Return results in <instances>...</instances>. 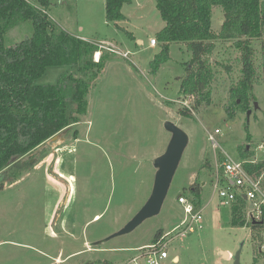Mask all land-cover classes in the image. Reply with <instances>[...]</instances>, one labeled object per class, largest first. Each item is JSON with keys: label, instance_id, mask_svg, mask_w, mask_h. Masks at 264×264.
Wrapping results in <instances>:
<instances>
[{"label": "rangeland", "instance_id": "obj_1", "mask_svg": "<svg viewBox=\"0 0 264 264\" xmlns=\"http://www.w3.org/2000/svg\"><path fill=\"white\" fill-rule=\"evenodd\" d=\"M105 6L106 0H58L48 10L56 32L95 44L110 40L130 58L101 54L111 59L90 90L87 114L35 150L34 157L40 158L36 167L0 191V264H86L98 260L127 264L138 247L150 246L159 230L168 232L181 224L184 208L178 199L194 197L188 188L196 182L203 188L196 201L204 208L202 228L175 239L164 263L234 264L230 256L221 253L234 255L245 242L242 264H264V226L253 228L247 222L245 206L237 214L233 208L223 207L214 193V167L203 168L207 158L212 166L215 163L210 134L219 144L220 159L222 150L242 159V150L250 147L248 158L264 160V152H256L264 142L260 40H253L258 73L249 122L248 110L234 104L231 91L242 77L240 53L233 41L223 40L215 42L208 57L216 74L211 86L213 104L183 116L180 110L191 109L194 102L180 92L192 54L185 43L171 44L169 60L152 73L150 63L161 46L159 41L154 47L150 42L165 24L157 1L125 4L122 14L126 20L119 24L105 18ZM212 16V30L218 34L225 19L222 7L214 8ZM33 32V22L23 23L5 34V45L11 47ZM71 72L78 75L76 67L53 65L35 84L52 85ZM227 108L236 114L230 116ZM167 122L186 131L189 141L164 207L130 234L119 235L153 191L158 171L155 160L167 151L172 137L165 129ZM217 129L220 134H215ZM234 216L244 226L235 227L231 222ZM175 256L179 260L172 261Z\"/></svg>", "mask_w": 264, "mask_h": 264}, {"label": "trees", "instance_id": "obj_2", "mask_svg": "<svg viewBox=\"0 0 264 264\" xmlns=\"http://www.w3.org/2000/svg\"><path fill=\"white\" fill-rule=\"evenodd\" d=\"M156 1L165 26L156 34L161 52L150 63L152 73L169 60L171 44L185 43L192 54L180 92L194 98V102L191 109L180 110L181 115H191L193 111L199 112L213 104L211 86L216 74L208 57L215 50V42L220 40L233 41L240 53L242 77L231 91L236 99L234 104H241L249 110L251 102L256 100L253 89L258 73L253 40L261 42L264 71V0ZM54 2L58 0H0V191L6 183L16 182L23 173L36 167L40 158L34 157L35 150L70 130L87 114L90 90L111 59L109 55H101L100 60L95 61L94 55L98 51L95 43L56 32L55 23L48 14ZM131 2L106 0L105 18L116 24L125 21L122 9ZM219 6L225 19L216 34L212 30V13ZM26 22L34 24L32 36L7 47L5 34ZM53 65L76 67L78 75L72 72L63 74L52 85L35 84ZM226 110L230 116L236 114L230 108ZM77 135L75 132L74 136ZM242 151V157L248 158V147ZM213 167L207 158L203 168L212 170ZM246 167L253 176L260 177L264 173V160ZM202 191L199 182L188 188L196 201L201 198ZM239 203L233 207L234 214L246 206L245 200ZM238 220L235 216L231 219L235 227L240 225ZM251 226L260 228L264 224ZM164 232V229L159 230L152 242ZM86 264L113 263L98 260Z\"/></svg>", "mask_w": 264, "mask_h": 264}, {"label": "built area", "instance_id": "obj_3", "mask_svg": "<svg viewBox=\"0 0 264 264\" xmlns=\"http://www.w3.org/2000/svg\"><path fill=\"white\" fill-rule=\"evenodd\" d=\"M151 45L158 44L157 39H151ZM98 51L94 57L99 61L102 53L119 55L129 59L128 52H122L118 46L110 41L105 40L96 43ZM216 130L215 134H220ZM209 140L215 148L214 174L212 180L214 193L219 196L220 204L233 208L242 200H245L247 211V222L253 224L262 222L264 215V173L260 177L253 176L247 169V164H257L259 161L255 158L234 159L222 150V159L218 157L220 149L215 140V135L210 134ZM256 152H264V142H261ZM178 202L184 208V219L181 224L168 232H164L156 241L151 242L150 246L137 249V254L132 256L127 264H165L164 260L169 257V248L173 241L180 237H185L188 233H194L202 228L203 211L201 204H198L195 197L180 196Z\"/></svg>", "mask_w": 264, "mask_h": 264}, {"label": "water", "instance_id": "obj_4", "mask_svg": "<svg viewBox=\"0 0 264 264\" xmlns=\"http://www.w3.org/2000/svg\"><path fill=\"white\" fill-rule=\"evenodd\" d=\"M254 109H257L256 103L254 104ZM252 113L253 109H249L248 122ZM165 129L172 134V137L169 144L167 145V151L155 160L154 166L158 169V171L154 178L153 191L145 206L131 219L127 226L119 232V235L130 234L144 221L150 219L151 217L159 215L164 207V202L171 188V182L176 174L178 165L181 162L182 156L189 141V135L187 134V132L183 129H180L173 122H167ZM54 138H56V136ZM248 149H250V147H248ZM262 224H264V221H255L253 223V225L257 226H261ZM244 244L245 242L241 244L239 250L234 255L230 256L227 251L222 252L221 254L223 257L230 256L232 260H234V264H242L241 253ZM58 262L59 261L53 264H58Z\"/></svg>", "mask_w": 264, "mask_h": 264}, {"label": "crops", "instance_id": "obj_5", "mask_svg": "<svg viewBox=\"0 0 264 264\" xmlns=\"http://www.w3.org/2000/svg\"><path fill=\"white\" fill-rule=\"evenodd\" d=\"M119 24V23H118ZM120 26V25H119ZM164 26H165V24H164ZM157 34V33H156ZM158 45V44H157ZM152 46V45H151ZM154 47V46H153ZM152 62V61H151ZM204 185V184H203ZM87 242H89V241H87ZM143 247H146V246H142V247H138V249L139 248H143ZM228 253H229V255L231 256V252L230 251H227ZM176 259H178L179 260V258L177 257V256H175L174 258H172V261H175ZM177 262V261H176Z\"/></svg>", "mask_w": 264, "mask_h": 264}]
</instances>
